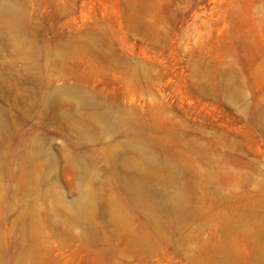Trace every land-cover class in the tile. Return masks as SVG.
Listing matches in <instances>:
<instances>
[{
  "label": "rangeland",
  "instance_id": "1",
  "mask_svg": "<svg viewBox=\"0 0 264 264\" xmlns=\"http://www.w3.org/2000/svg\"><path fill=\"white\" fill-rule=\"evenodd\" d=\"M6 1L0 264H264V0Z\"/></svg>",
  "mask_w": 264,
  "mask_h": 264
},
{
  "label": "bare ground",
  "instance_id": "2",
  "mask_svg": "<svg viewBox=\"0 0 264 264\" xmlns=\"http://www.w3.org/2000/svg\"><path fill=\"white\" fill-rule=\"evenodd\" d=\"M14 8V5L10 2V1H6V0H0V13L4 14V13H10ZM13 20V19H12ZM12 23V22H11ZM8 23V24H11ZM15 23V22H14ZM15 26V24L13 25ZM10 27V26H9ZM12 29V27H11ZM10 30V28H9ZM8 37V36H7ZM27 51V50H26ZM56 91V90H55ZM57 92V91H56ZM56 95V94H55Z\"/></svg>",
  "mask_w": 264,
  "mask_h": 264
}]
</instances>
